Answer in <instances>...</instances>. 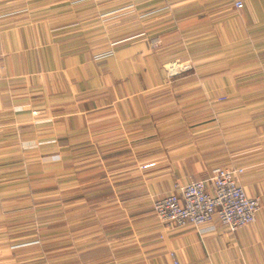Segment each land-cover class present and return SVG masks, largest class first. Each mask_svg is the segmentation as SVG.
<instances>
[{
  "label": "crops",
  "instance_id": "crops-1",
  "mask_svg": "<svg viewBox=\"0 0 264 264\" xmlns=\"http://www.w3.org/2000/svg\"><path fill=\"white\" fill-rule=\"evenodd\" d=\"M0 56V264H264V0H0ZM180 58L197 75L167 78ZM219 168L253 224L158 220Z\"/></svg>",
  "mask_w": 264,
  "mask_h": 264
},
{
  "label": "built area",
  "instance_id": "built-area-1",
  "mask_svg": "<svg viewBox=\"0 0 264 264\" xmlns=\"http://www.w3.org/2000/svg\"><path fill=\"white\" fill-rule=\"evenodd\" d=\"M235 5L237 8L243 7L242 2ZM189 68L187 64L173 61L166 64L165 71L168 77H173L185 73ZM219 100L226 101V97ZM34 114L41 115L38 111ZM242 172L241 168H219L208 180L176 184L170 195L154 201V214L161 223L178 226L189 223L196 228L219 219L226 230L234 234L253 224L261 210L259 198L250 197L240 185ZM170 255L175 257L174 253Z\"/></svg>",
  "mask_w": 264,
  "mask_h": 264
},
{
  "label": "rangeland",
  "instance_id": "rangeland-1",
  "mask_svg": "<svg viewBox=\"0 0 264 264\" xmlns=\"http://www.w3.org/2000/svg\"><path fill=\"white\" fill-rule=\"evenodd\" d=\"M173 61H179L183 64H187L190 66V68L185 72V73H182V74H179V75H176V76H173V77H168L167 74H166V71H165V66L166 64L170 63V62H173ZM195 60L191 59V58H186V59H173L171 61H168L166 62L164 65H163V71L165 73V76L169 79H177V78H183L187 75V77H190V76H193V75H197V71L196 69L194 68V64H195ZM194 66V67H193ZM195 82H197V80L195 79L194 80ZM193 81V82H194ZM170 82V81H168ZM169 84V83H168ZM169 94L170 92H167V97L164 102H163V108H170L171 107V103H170V99H169ZM221 97H225V96H221ZM220 97V98H221ZM219 98V99H220ZM228 98L226 97V100ZM219 102H224L222 100H218ZM74 203V198L73 196H69V197H66V198H62V199H57V197H54V198H50V201H48V204H50V212H44L43 215H40L39 213H31V219L32 220H39V221H43V222H46V223H50V225L48 226H51L53 223L57 224V222H62V223H69L73 220V216H74V213H73V210H72V205ZM65 206H67L66 209H63ZM60 208V209H58ZM58 232V228L57 226H55V228H51L50 229V234L51 235H55L56 233Z\"/></svg>",
  "mask_w": 264,
  "mask_h": 264
}]
</instances>
